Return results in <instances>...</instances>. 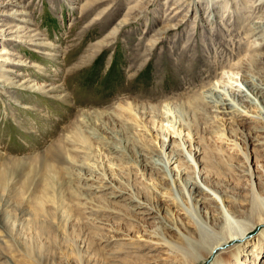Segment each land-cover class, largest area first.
Segmentation results:
<instances>
[{
    "label": "rangeland",
    "instance_id": "obj_1",
    "mask_svg": "<svg viewBox=\"0 0 264 264\" xmlns=\"http://www.w3.org/2000/svg\"><path fill=\"white\" fill-rule=\"evenodd\" d=\"M0 25L24 30L0 37L9 60L0 62V264H211L146 248L165 244L142 236L128 199L164 198L141 148L161 163L151 129L161 106L180 103L213 186L249 200L243 159L215 136L200 90L226 71L260 82L264 0H0ZM249 151L264 189V146ZM114 190L123 200H111ZM179 219L181 233L164 230L170 243L185 242ZM262 230L248 238L258 256L248 264H264Z\"/></svg>",
    "mask_w": 264,
    "mask_h": 264
},
{
    "label": "bare ground",
    "instance_id": "obj_2",
    "mask_svg": "<svg viewBox=\"0 0 264 264\" xmlns=\"http://www.w3.org/2000/svg\"><path fill=\"white\" fill-rule=\"evenodd\" d=\"M121 27L122 24L116 29ZM23 31L22 27H17L15 31L12 27L0 28V37L1 35L11 38L15 36L21 39L24 37ZM6 54V52L0 53L3 56L0 57V62H9ZM252 64H249L251 71H253ZM244 65L248 64L242 63L241 68H244ZM257 68L255 69L258 71L257 76L260 82H254L252 79L254 76L248 77L245 71L242 73L243 69L240 72H224L219 80L200 90V99L203 100L206 108L202 104L199 106L204 108L207 118L212 119V130L221 140L222 147L235 149L242 157L244 167L236 168L241 176L243 174L247 177L250 185L249 200L244 205L231 193L220 190L217 185L213 186L210 174L212 170L207 168L208 163L198 159L201 156L200 148L197 146L198 139L196 141L191 137L193 130L191 131L190 125L192 124L188 125L189 121L186 123L189 117L185 115L188 117L185 121L181 110L183 109L182 104L163 105L156 116L161 124L159 128L151 129L156 133V137L160 136L162 140L159 149L155 147L151 149L153 153L159 155L161 163L147 160L146 152L150 154L147 146L142 147L141 150L144 152L142 155L143 169L151 178H155V183L150 186L154 189L156 197L164 198L154 199L153 203L136 197L128 199L129 208L127 209L131 210L129 217L132 221L138 222L142 236L148 235L150 238L160 239L165 244L146 240L149 243L146 248L164 246L175 252L178 255L177 258L180 257L183 260H197L198 262L214 257L211 264H232L235 261L240 262L239 264H248L247 261L254 259L257 250L255 248L248 251L249 249L245 247L249 243L248 238L253 230L260 226L263 229L260 241L264 250V189L260 188L258 183L260 177L256 171V168H261V165L257 164L254 153L249 151L250 148L256 149L264 146V70ZM9 85L8 88L17 87L14 83ZM243 85L250 89L245 90ZM23 88L27 89V87ZM164 123L166 124L163 125ZM240 129L246 132L249 130L243 139L245 147L240 143L241 139L238 134ZM158 159L154 160L158 161ZM103 183L98 189L109 191V187ZM178 185L183 189L182 191H178ZM114 191V194L110 196L111 200L113 202L123 200V194L118 192L119 190ZM170 191L172 194L169 193ZM178 217L186 219L187 223L181 222ZM178 219L182 228L187 232L185 242L170 243L164 230L181 233L176 224ZM153 223L158 225L154 226L155 229L151 226ZM112 240L115 239L111 238ZM137 248H140V245ZM223 254L227 258L223 257ZM242 254L246 258L244 261L239 260Z\"/></svg>",
    "mask_w": 264,
    "mask_h": 264
}]
</instances>
